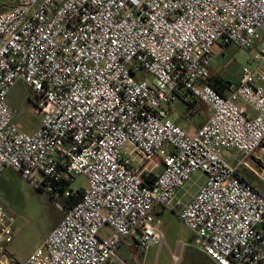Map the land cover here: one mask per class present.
<instances>
[{
    "label": "built area",
    "instance_id": "2783aa9c",
    "mask_svg": "<svg viewBox=\"0 0 264 264\" xmlns=\"http://www.w3.org/2000/svg\"><path fill=\"white\" fill-rule=\"evenodd\" d=\"M218 43L258 49L257 69L225 94L209 84ZM263 65L264 0H18L0 12V177L41 175L64 199L79 195L74 176L87 179L23 264H109L123 244L161 245L157 208H178L213 263L262 264L264 194L240 169L264 143ZM17 82L37 100L32 134L7 102ZM179 92L211 111L193 135L168 118ZM223 150L242 158L232 165ZM196 173L205 182L183 203ZM13 223L0 204V264Z\"/></svg>",
    "mask_w": 264,
    "mask_h": 264
},
{
    "label": "rangeland",
    "instance_id": "374dc122",
    "mask_svg": "<svg viewBox=\"0 0 264 264\" xmlns=\"http://www.w3.org/2000/svg\"><path fill=\"white\" fill-rule=\"evenodd\" d=\"M17 1L0 0L6 5V9L14 6ZM257 51L256 47L248 50L232 44H216L210 61L214 74L235 84L241 78L243 67L250 71L257 69L258 64L253 62ZM262 69L264 70V65ZM147 79L152 81L153 77L149 75ZM261 85L264 86V83ZM7 102L14 112L16 125L24 132L32 134L41 121V116L36 111L37 100L33 92L23 83L17 82L7 96ZM171 107L173 113L168 117L169 120L177 123L179 118H183L180 124L186 131L191 130V126L198 122L199 115L189 114L188 103L176 98ZM223 155L232 163L237 152L223 150ZM257 155L260 156L259 159L255 158ZM239 158L241 159L242 156L240 155ZM249 160H252L251 167L254 173L245 170V174L254 181L264 184V150L260 148ZM154 164V160L149 161L144 166V170L154 169ZM33 176L36 178V185L10 168L6 169L0 177V204L14 219L13 239L6 246L10 264H23L63 219V211L59 206L64 207L65 199L57 198L53 194L47 195L41 184V175L33 174ZM204 182V175L196 173L179 195L181 201L187 203ZM70 183L74 190H79L86 186L87 179L83 175H76ZM177 210L178 208L174 211L157 208L155 211V216L159 220V230L164 239L163 244L152 245L146 251H137L128 245H122L117 252L118 260L113 264H123L122 262L126 264H202L198 259L200 248L197 245V238L180 220ZM105 233L106 230H103L102 234Z\"/></svg>",
    "mask_w": 264,
    "mask_h": 264
},
{
    "label": "crops",
    "instance_id": "0c3cea01",
    "mask_svg": "<svg viewBox=\"0 0 264 264\" xmlns=\"http://www.w3.org/2000/svg\"><path fill=\"white\" fill-rule=\"evenodd\" d=\"M213 76H218V75H216V74H214V71H213V69H212V67H211V77H213ZM223 82H224V89H223V94H225L226 93V91H227V89L231 86V85H237L238 83H239V81L238 82H236L235 84H232V83H230V82H228L227 80H225L223 77H221V76H218ZM176 98H179L180 100H182V101H184L185 103H188L189 104V108H192V109H195L196 110V114L197 115H199V120H198V122L197 123H195V124H193L192 126H191V130H189V131H186L185 129H183V127L181 126V119H183V118H179V120H177V123H175L176 125H178L179 127H181L184 131H186L189 135H193V134H195L196 132H197V130L202 126V125H204L206 122H207V120L209 119V117L211 116V111L207 108V107H205L203 104H201V103H199V102H197V101H193V102H190V101H186V95L183 93V92H179L178 94H177V97ZM188 109V108H187ZM173 113V109H172V107L170 108V112H169V115H168V117H170V115ZM195 114V115H196ZM39 126V125H38ZM38 128V127H37ZM37 128L34 130V132L37 130ZM33 132V133H34ZM264 145H262V147H261V149L262 150H264V147H263ZM259 150V149H258ZM257 150V151H258ZM257 151L255 152V153H257ZM239 154L237 153V156H236V158H234V161L231 163L232 165H236L237 163H238V161L240 160V158H239ZM256 159H259L260 158V156L259 155H257L256 157H255ZM251 162H252V160H249V158L247 159V161H246V166L245 167H242L241 169H240V172H241V174H242V176L247 180V181H249V182H251L256 188H258L263 194H264V184L263 183H260V182H257V181H254L253 179H251V178H249L248 177V175L247 174H245V170H250L251 172H253V168L251 167ZM254 173V172H253ZM199 190V189H198ZM181 192H182V190L179 192V194H178V196L181 194ZM197 193V192H196ZM196 194H193L191 197H190V199L191 198H193L194 196H195ZM180 198V197H179ZM157 210V209H156ZM123 245H127V244H123ZM128 247H130V248H132L131 246H128ZM135 249V248H134ZM136 250V249H135ZM199 252V255H198V259L201 261V263L202 264H215V263H213L202 251H198ZM117 261V259L116 260H113L111 263H109V264H113V263H115ZM262 264H264V261H263V263Z\"/></svg>",
    "mask_w": 264,
    "mask_h": 264
},
{
    "label": "trees",
    "instance_id": "16d2710c",
    "mask_svg": "<svg viewBox=\"0 0 264 264\" xmlns=\"http://www.w3.org/2000/svg\"><path fill=\"white\" fill-rule=\"evenodd\" d=\"M13 6L9 7L8 9L12 8ZM6 5L0 2V12L3 10L6 11ZM209 84L220 94H223V89H224V82L218 77V76H213L209 80ZM56 190H54L55 192ZM83 193V189H80L79 195L77 197H72L69 199H65V204L64 207L66 210L71 209L73 206H75L81 199Z\"/></svg>",
    "mask_w": 264,
    "mask_h": 264
}]
</instances>
